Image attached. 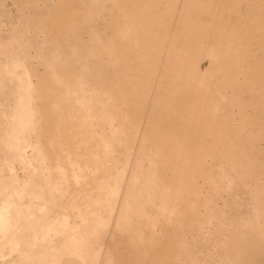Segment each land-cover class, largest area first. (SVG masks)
<instances>
[{"label": "rangeland", "instance_id": "374dc122", "mask_svg": "<svg viewBox=\"0 0 264 264\" xmlns=\"http://www.w3.org/2000/svg\"><path fill=\"white\" fill-rule=\"evenodd\" d=\"M0 264H264V0H0Z\"/></svg>", "mask_w": 264, "mask_h": 264}]
</instances>
